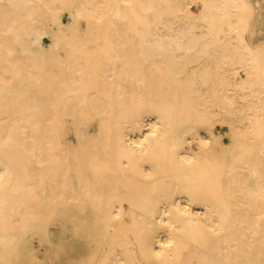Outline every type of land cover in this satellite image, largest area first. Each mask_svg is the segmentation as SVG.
<instances>
[{"label": "bare ground", "instance_id": "1", "mask_svg": "<svg viewBox=\"0 0 264 264\" xmlns=\"http://www.w3.org/2000/svg\"><path fill=\"white\" fill-rule=\"evenodd\" d=\"M62 261L264 264V0H0V264Z\"/></svg>", "mask_w": 264, "mask_h": 264}, {"label": "rangeland", "instance_id": "2", "mask_svg": "<svg viewBox=\"0 0 264 264\" xmlns=\"http://www.w3.org/2000/svg\"><path fill=\"white\" fill-rule=\"evenodd\" d=\"M59 234V233H58ZM60 235V234H59ZM57 248H58V252L60 255H63L64 254V244L61 243V242H57ZM58 264H63V261L62 262H58Z\"/></svg>", "mask_w": 264, "mask_h": 264}]
</instances>
